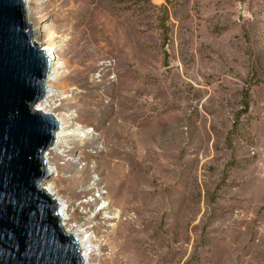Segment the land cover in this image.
<instances>
[{
  "label": "rangeland",
  "instance_id": "1",
  "mask_svg": "<svg viewBox=\"0 0 264 264\" xmlns=\"http://www.w3.org/2000/svg\"><path fill=\"white\" fill-rule=\"evenodd\" d=\"M27 3L63 64L37 108L75 134L41 184L86 264H264V0Z\"/></svg>",
  "mask_w": 264,
  "mask_h": 264
},
{
  "label": "water",
  "instance_id": "2",
  "mask_svg": "<svg viewBox=\"0 0 264 264\" xmlns=\"http://www.w3.org/2000/svg\"><path fill=\"white\" fill-rule=\"evenodd\" d=\"M51 59L34 41L27 0H0V264H84L40 184L60 121L36 108Z\"/></svg>",
  "mask_w": 264,
  "mask_h": 264
},
{
  "label": "bare ground",
  "instance_id": "3",
  "mask_svg": "<svg viewBox=\"0 0 264 264\" xmlns=\"http://www.w3.org/2000/svg\"><path fill=\"white\" fill-rule=\"evenodd\" d=\"M32 26V25H31ZM32 30H33V33H34V36H35V34L37 33V30H36V28L34 29V28H32ZM40 45V47H41V49L43 50V51H45V53H46V55L51 59V72H50V76L48 77V79H47V82H49V81H54V80H56L57 79V77H58V69L59 68H61L62 67V63H59V61H58V59L56 58V55H55V53L53 52V50L50 48V47H47V46H44V44H39ZM47 82H46V84H47ZM48 85H47V90H48ZM51 97V95L49 94V91H47V93H46V96L44 97V99L43 100H41L38 104H37V106H36V108L38 107V105L41 103V102H44V101H47L49 98ZM38 109V108H37ZM39 110V109H38ZM41 111V110H40ZM43 112V111H42ZM45 113V112H44ZM59 121H60V123H61V129H60V131L59 132H57V134H56V137H57V143H56V146L55 147H57V145H60V144H62L64 141L62 140L64 137H72V136H75V134L73 133V132H68V131H66V132H68V133H66V132H64V130H66V125L63 123V121L62 120H60V119H58ZM45 160H46V156H45ZM46 163H47V160H46ZM48 168V167H47ZM48 170H49V172H50V169L48 168ZM40 188L42 189V190H45V192L48 194V195H50L52 198L51 199H53V201H55V203L57 204V206H58V211H59V217H60V223H61V225L64 227L65 226V221H66V217L67 216H65L66 214H65V208H64V206H63V203H62V201L60 200V198L57 196V194H56V191H55V188H54V186H53V184H51V183H46V184H41L40 185ZM68 233H71V232H69L68 230H66ZM74 232V231H73ZM72 234H74L75 236H76V238H77V241H78V243H79V246H80V253H81V255H82V258H83V261L85 260V262H84V264H86L87 262H86V258H88V253H87V250H88V248H87V245L88 244H91L93 241H92V239L93 238H91L90 236H88V235H85V234H82V233H80V232H77V231H75L74 233H72ZM127 236H126V238H124L123 240H121V245H123V243H124V240L126 241L127 240ZM133 259L131 258V259H128V258H125V257H122V258H120V257H118V255H115V257H113V261L115 262V264H129L130 263V261H132Z\"/></svg>",
  "mask_w": 264,
  "mask_h": 264
}]
</instances>
